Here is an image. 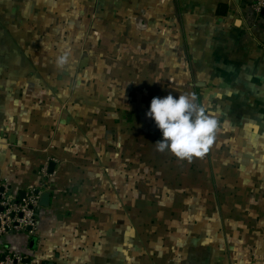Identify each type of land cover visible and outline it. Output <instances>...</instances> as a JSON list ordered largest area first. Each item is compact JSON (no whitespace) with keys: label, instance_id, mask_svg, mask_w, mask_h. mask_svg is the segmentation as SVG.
<instances>
[{"label":"crops","instance_id":"1","mask_svg":"<svg viewBox=\"0 0 264 264\" xmlns=\"http://www.w3.org/2000/svg\"><path fill=\"white\" fill-rule=\"evenodd\" d=\"M257 1L0 0V186L51 193L0 257L264 264ZM189 92L219 113L192 161L158 151L147 116L154 97Z\"/></svg>","mask_w":264,"mask_h":264},{"label":"clouds","instance_id":"2","mask_svg":"<svg viewBox=\"0 0 264 264\" xmlns=\"http://www.w3.org/2000/svg\"><path fill=\"white\" fill-rule=\"evenodd\" d=\"M65 59L59 62L63 64ZM147 116L163 134L155 143L157 150L171 152L180 160L202 158L215 142L219 113L199 103L195 93L154 97Z\"/></svg>","mask_w":264,"mask_h":264},{"label":"built area","instance_id":"3","mask_svg":"<svg viewBox=\"0 0 264 264\" xmlns=\"http://www.w3.org/2000/svg\"><path fill=\"white\" fill-rule=\"evenodd\" d=\"M259 13L264 9V0L254 5ZM40 189L30 187L25 196L13 194L10 187L0 186V241L5 235L15 233H34L39 227ZM3 244V243H2ZM1 245V244H0ZM23 256L17 253L0 257V264H23Z\"/></svg>","mask_w":264,"mask_h":264},{"label":"water","instance_id":"4","mask_svg":"<svg viewBox=\"0 0 264 264\" xmlns=\"http://www.w3.org/2000/svg\"><path fill=\"white\" fill-rule=\"evenodd\" d=\"M261 13L264 14V9L262 10ZM54 166H55V163H52V168H54ZM24 196H25V192H22L21 197H24ZM50 202H51V193L47 191L41 195L40 204L41 206L47 207L50 205Z\"/></svg>","mask_w":264,"mask_h":264}]
</instances>
